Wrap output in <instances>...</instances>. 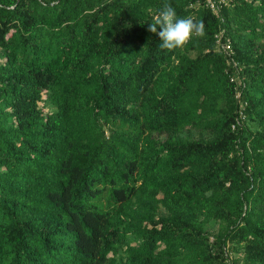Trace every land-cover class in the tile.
Wrapping results in <instances>:
<instances>
[{"label":"trees","instance_id":"trees-1","mask_svg":"<svg viewBox=\"0 0 264 264\" xmlns=\"http://www.w3.org/2000/svg\"><path fill=\"white\" fill-rule=\"evenodd\" d=\"M216 4L0 0V264H264V0Z\"/></svg>","mask_w":264,"mask_h":264},{"label":"clouds","instance_id":"clouds-1","mask_svg":"<svg viewBox=\"0 0 264 264\" xmlns=\"http://www.w3.org/2000/svg\"><path fill=\"white\" fill-rule=\"evenodd\" d=\"M147 30L159 36L161 41L159 48L167 51L184 47L194 36L205 35L202 20H196L191 16L179 17L176 9L167 2L153 16Z\"/></svg>","mask_w":264,"mask_h":264},{"label":"rangeland","instance_id":"rangeland-1","mask_svg":"<svg viewBox=\"0 0 264 264\" xmlns=\"http://www.w3.org/2000/svg\"><path fill=\"white\" fill-rule=\"evenodd\" d=\"M233 1H234V0H233ZM219 224H220V223L217 222V221H212V222L209 223L208 227L211 228L212 230H217L218 227H219ZM232 255H236V253H233V252H232ZM240 264H243V262H241Z\"/></svg>","mask_w":264,"mask_h":264},{"label":"built area","instance_id":"built-area-1","mask_svg":"<svg viewBox=\"0 0 264 264\" xmlns=\"http://www.w3.org/2000/svg\"><path fill=\"white\" fill-rule=\"evenodd\" d=\"M220 1L227 2L228 0H220ZM207 2H208V4L211 5V7L215 8V9L218 8V6L216 4V0H207Z\"/></svg>","mask_w":264,"mask_h":264}]
</instances>
